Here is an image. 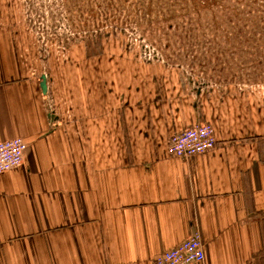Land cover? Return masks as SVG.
I'll return each instance as SVG.
<instances>
[{
	"label": "crops",
	"instance_id": "0c3cea01",
	"mask_svg": "<svg viewBox=\"0 0 264 264\" xmlns=\"http://www.w3.org/2000/svg\"><path fill=\"white\" fill-rule=\"evenodd\" d=\"M24 59L0 38V142L27 144L0 173V264H153L197 231L191 264H264V86L194 95L163 62L95 53L37 73ZM202 121L215 147L170 155Z\"/></svg>",
	"mask_w": 264,
	"mask_h": 264
},
{
	"label": "rangeland",
	"instance_id": "374dc122",
	"mask_svg": "<svg viewBox=\"0 0 264 264\" xmlns=\"http://www.w3.org/2000/svg\"><path fill=\"white\" fill-rule=\"evenodd\" d=\"M0 38L37 73L103 53L174 66L192 93L264 86V0H0Z\"/></svg>",
	"mask_w": 264,
	"mask_h": 264
},
{
	"label": "built area",
	"instance_id": "2783aa9c",
	"mask_svg": "<svg viewBox=\"0 0 264 264\" xmlns=\"http://www.w3.org/2000/svg\"><path fill=\"white\" fill-rule=\"evenodd\" d=\"M204 87L190 90L191 94ZM216 145L214 128L209 122H197L169 137L167 150L170 155L180 158L200 154ZM26 142L18 137L0 142V173L21 165ZM204 259V248L199 232H194L177 246L165 250L153 258V264H191Z\"/></svg>",
	"mask_w": 264,
	"mask_h": 264
},
{
	"label": "water",
	"instance_id": "95a60500",
	"mask_svg": "<svg viewBox=\"0 0 264 264\" xmlns=\"http://www.w3.org/2000/svg\"><path fill=\"white\" fill-rule=\"evenodd\" d=\"M46 80H47V76L45 74H43L41 76V82H40V88L42 90V92L45 94L47 91V84H46Z\"/></svg>",
	"mask_w": 264,
	"mask_h": 264
}]
</instances>
